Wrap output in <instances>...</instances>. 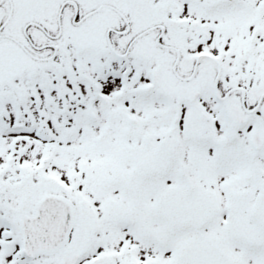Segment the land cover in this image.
Masks as SVG:
<instances>
[{"label":"snow or ice","instance_id":"6c2138e0","mask_svg":"<svg viewBox=\"0 0 264 264\" xmlns=\"http://www.w3.org/2000/svg\"><path fill=\"white\" fill-rule=\"evenodd\" d=\"M0 264H264V0H0Z\"/></svg>","mask_w":264,"mask_h":264}]
</instances>
